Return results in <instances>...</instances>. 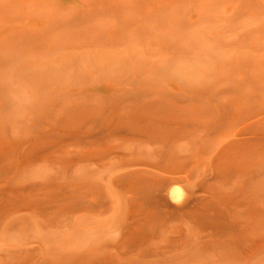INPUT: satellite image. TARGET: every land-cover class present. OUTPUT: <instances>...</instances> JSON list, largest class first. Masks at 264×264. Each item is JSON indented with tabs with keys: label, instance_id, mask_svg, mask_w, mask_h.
<instances>
[{
	"label": "rangeland",
	"instance_id": "374dc122",
	"mask_svg": "<svg viewBox=\"0 0 264 264\" xmlns=\"http://www.w3.org/2000/svg\"><path fill=\"white\" fill-rule=\"evenodd\" d=\"M0 264H264V0H0Z\"/></svg>",
	"mask_w": 264,
	"mask_h": 264
},
{
	"label": "bare ground",
	"instance_id": "6f19581e",
	"mask_svg": "<svg viewBox=\"0 0 264 264\" xmlns=\"http://www.w3.org/2000/svg\"><path fill=\"white\" fill-rule=\"evenodd\" d=\"M161 187V186H160ZM163 187V186H162ZM157 188V187H156ZM164 188V187H163ZM160 190H161V188H160ZM159 189L156 191V192H153L152 194H150L149 192V194H148V200H147V204H148V202H149V204L151 205V207L153 208V210H154V212H160V211H163L162 210V208H164L163 207V205H162V201H163V199H162V201H161V198L160 197H162V196H160V193H162V190L160 191ZM164 190V189H163ZM163 194V193H162ZM161 194V195H162ZM146 199V198H145ZM189 202H192V201H189ZM186 203H188V201L186 202ZM184 204V203H183ZM183 204H182V206H183ZM192 204V203H191ZM188 205H190L189 203L187 204V206L185 205V206H183V207H181V206H179V207H181V209H180V211L181 212H186V209L188 208ZM192 206V205H191ZM149 207V206H148ZM178 209V208H177Z\"/></svg>",
	"mask_w": 264,
	"mask_h": 264
}]
</instances>
